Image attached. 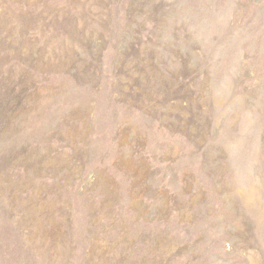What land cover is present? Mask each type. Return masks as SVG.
Listing matches in <instances>:
<instances>
[{
    "label": "rangeland",
    "instance_id": "374dc122",
    "mask_svg": "<svg viewBox=\"0 0 264 264\" xmlns=\"http://www.w3.org/2000/svg\"><path fill=\"white\" fill-rule=\"evenodd\" d=\"M0 264H264V0H0Z\"/></svg>",
    "mask_w": 264,
    "mask_h": 264
}]
</instances>
